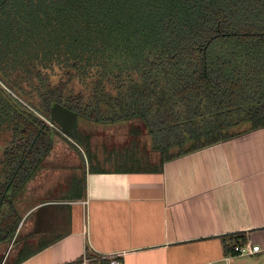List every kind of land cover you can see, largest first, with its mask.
I'll use <instances>...</instances> for the list:
<instances>
[{
  "label": "trees",
  "instance_id": "obj_1",
  "mask_svg": "<svg viewBox=\"0 0 264 264\" xmlns=\"http://www.w3.org/2000/svg\"><path fill=\"white\" fill-rule=\"evenodd\" d=\"M58 104L130 124L131 149L150 136L159 162L124 166L144 171L264 127V0H0V244L13 242L18 195L55 137L71 143L51 120ZM82 137L72 145L90 162ZM224 242L226 254L247 243ZM18 248L5 264L42 249Z\"/></svg>",
  "mask_w": 264,
  "mask_h": 264
},
{
  "label": "crops",
  "instance_id": "obj_2",
  "mask_svg": "<svg viewBox=\"0 0 264 264\" xmlns=\"http://www.w3.org/2000/svg\"><path fill=\"white\" fill-rule=\"evenodd\" d=\"M72 142L56 136L18 195L16 245L42 248L18 264H68L85 255L107 264L119 253L125 264H255L226 254L224 239L240 234L264 248V127L166 161L162 171L101 167L91 137V163ZM150 153L160 157L152 138L149 155L139 156L144 164Z\"/></svg>",
  "mask_w": 264,
  "mask_h": 264
},
{
  "label": "rangeland",
  "instance_id": "obj_3",
  "mask_svg": "<svg viewBox=\"0 0 264 264\" xmlns=\"http://www.w3.org/2000/svg\"><path fill=\"white\" fill-rule=\"evenodd\" d=\"M130 124H116V125H102L96 124L92 122H87L85 120H80L79 130L81 135L84 137L86 134L90 135L93 143V151L95 152L96 157L98 158V166L101 167H113L114 164H118L120 166H131L138 165L139 162L134 163L135 158L140 155L146 156V154L150 150V136L143 135L140 137L139 148L131 149L129 147V142L131 140L130 136ZM82 137V138H83ZM146 148V149H144ZM128 149V150H127ZM127 150V151H126ZM128 152L127 158L118 162L117 156H125V153ZM62 153L65 154V151ZM149 155V154H147ZM153 156V157H152ZM150 161L152 163H158L159 158L156 155L150 153ZM150 161H148L150 163ZM142 164L144 162H141ZM33 194V192H32ZM20 225V224H19ZM17 242H20L19 235L16 237ZM15 239V240H16ZM12 244V250L6 259L2 262L0 257V264H5L7 261L10 263L13 260L14 255L17 252V245L14 242L5 245L3 248H0V255L3 253H7L8 249H10V245ZM4 254V256H5ZM246 259H250L255 264H264V261L261 260L259 255H245ZM263 261V262H262Z\"/></svg>",
  "mask_w": 264,
  "mask_h": 264
},
{
  "label": "water",
  "instance_id": "obj_4",
  "mask_svg": "<svg viewBox=\"0 0 264 264\" xmlns=\"http://www.w3.org/2000/svg\"><path fill=\"white\" fill-rule=\"evenodd\" d=\"M51 120L61 127L63 134L71 141H77L79 117L76 113L64 105L58 104L52 109Z\"/></svg>",
  "mask_w": 264,
  "mask_h": 264
},
{
  "label": "built area",
  "instance_id": "obj_5",
  "mask_svg": "<svg viewBox=\"0 0 264 264\" xmlns=\"http://www.w3.org/2000/svg\"><path fill=\"white\" fill-rule=\"evenodd\" d=\"M16 238V235H15ZM14 238V240H15ZM13 240V242H14ZM12 246V244H11ZM235 251L238 255H254L257 253H260L263 258H264V248H262L259 245H251L249 243H246L244 245H239L235 247ZM118 256H114L108 259V263L107 264H125L124 260L121 257L122 253L117 254ZM228 258H230L228 256ZM81 264H93L91 259L89 257H87L86 255L83 256ZM213 264V263H210Z\"/></svg>",
  "mask_w": 264,
  "mask_h": 264
}]
</instances>
